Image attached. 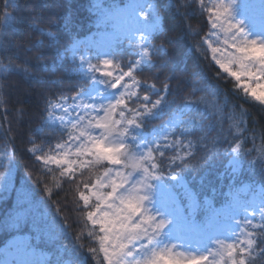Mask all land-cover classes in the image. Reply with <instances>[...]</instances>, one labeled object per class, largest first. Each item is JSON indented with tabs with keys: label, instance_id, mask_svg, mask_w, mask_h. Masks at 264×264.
<instances>
[{
	"label": "snow or ice",
	"instance_id": "snow-or-ice-1",
	"mask_svg": "<svg viewBox=\"0 0 264 264\" xmlns=\"http://www.w3.org/2000/svg\"><path fill=\"white\" fill-rule=\"evenodd\" d=\"M19 7L0 0V167L7 168L0 181L18 166L22 133L13 124L33 125L26 141L38 165L33 182L50 202L64 193L82 228L61 245L70 260L37 259L42 243L66 240L72 225L64 218L59 233H46L27 199L18 201L0 218L17 258L0 264H87L88 256L96 264L264 262V127H249L244 106L264 109V0L258 19L237 0L92 3L98 28L118 29L106 50L81 48L70 6L55 19L33 7L18 21ZM197 8L206 31L187 23ZM17 31L22 39L13 41ZM179 41L188 46L178 55ZM190 53L199 57L192 67ZM13 77L40 86L35 114L21 107L9 119ZM223 160L232 183L217 208V187L205 178ZM245 170L261 177L250 199L239 195L237 172ZM9 184L0 185V199ZM83 239L97 246L84 252Z\"/></svg>",
	"mask_w": 264,
	"mask_h": 264
},
{
	"label": "trees",
	"instance_id": "trees-1",
	"mask_svg": "<svg viewBox=\"0 0 264 264\" xmlns=\"http://www.w3.org/2000/svg\"><path fill=\"white\" fill-rule=\"evenodd\" d=\"M96 2H100L102 4H121V0H18L20 7L16 9L14 16L18 21L25 19L29 9L35 7L38 11H43L46 16H51L52 19H55L56 16L54 14L62 13L65 6H70L69 10L74 17L73 27L75 32H73V36H76L78 33L79 35L76 36V38L81 41L99 29L96 24V14L90 9V5ZM129 2L130 0H124V3ZM9 11H11V9H9ZM206 19V15H201L200 10L197 8L194 18L187 21V23H191L196 29L204 28L206 31ZM169 25L172 28L178 29L180 27V21L170 14ZM24 35H26V33ZM11 39L13 41H18L22 39V36L20 32L17 31L11 36ZM37 39H40V37H37ZM65 43H67V41H65ZM187 46V42L179 41L176 45V53L179 55L184 52L187 49ZM68 55L71 56V52H69ZM186 59L188 60L189 67L199 63V57L192 55L191 53ZM62 74V72H57L56 75L59 77ZM208 74L209 76L213 75L212 72H209ZM10 83L12 85V103L9 107L12 108V114L9 116V119L14 120L16 118V109L18 108L22 107L27 113L35 114L38 111V106L42 107V100L39 95V85L23 83L20 77H13ZM227 87L231 88V85H227ZM17 101H20V103H17ZM244 106L248 108L249 111V127H255L257 132H259L260 129L264 127V109H262L258 104H245ZM13 126L17 128L18 133H22V135L18 134L16 138V156L18 166L11 170L10 175L5 181H0V185L7 184L10 181L8 192L4 194L3 199H0V218H2L6 212L11 210V208L14 207L18 201H23L25 198L28 201L25 206L31 211L36 221L46 233H59V222L62 219L67 218L68 223L72 225V227L68 229L67 233L63 234L67 236V239L65 240L61 237L59 241L55 242L46 240L41 244L38 252L46 254L47 259L50 261H55L58 256L63 257L65 260H70L72 258V253L65 252L61 245L69 243V241L73 240L77 233L81 231L82 223H74V221L80 218L79 214L65 209L64 193L61 192L54 194L51 197L50 202L46 197V194L42 191L43 185L37 187L34 184L33 181L38 175V172L36 171L38 165H34L32 163L30 155L26 152V149L31 147V145L26 143V141L28 139L30 128L33 127V125H29L27 123L16 125L14 123ZM37 143H39V141H37ZM226 163L227 160L221 161L219 165L211 170L205 178L206 185L211 183L217 187L216 197L217 200L221 202L216 205L217 208L221 207L225 190L229 186L230 179H225L223 175ZM25 165H28L27 169L25 168ZM6 171V167H0V172ZM29 173L32 174V181L28 180ZM238 177L241 181L240 185L252 184L254 186L261 187V177L259 175L252 174L250 170L241 172ZM190 178L191 175L186 177V179ZM2 192L3 187H0V193ZM57 208L61 209L58 214L56 212ZM54 216L55 220L53 219ZM11 239L12 234L0 231V248H2ZM78 243L85 245L83 249L84 252H87L88 246H97L94 242L87 239H83ZM87 264H96V259L88 256ZM258 264H264V262H258Z\"/></svg>",
	"mask_w": 264,
	"mask_h": 264
},
{
	"label": "rangeland",
	"instance_id": "rangeland-1",
	"mask_svg": "<svg viewBox=\"0 0 264 264\" xmlns=\"http://www.w3.org/2000/svg\"><path fill=\"white\" fill-rule=\"evenodd\" d=\"M241 3L250 5L251 6L249 9L250 14L255 15L257 19L259 18L260 0H237V4H241ZM117 34H118V29L114 27H110L108 30H105L103 27H100L96 32L88 36L86 39L81 40L80 46L82 49L84 48L85 45H87L93 48L94 50L95 49L106 50L110 45L115 43ZM125 44H126V41H125ZM229 168H230V165L227 161L224 167L223 175L229 171ZM240 173L241 172H237V176H239ZM231 183L232 181L229 180V186L225 190L223 201L229 193V188H230ZM260 188H261L260 186H254L252 184L239 185L240 198L250 199L252 196L259 194ZM6 244L2 248H0V260L11 261L13 259H16L17 257L15 256L14 251L6 248ZM36 258L37 259H42V258L47 259V255L42 252H38Z\"/></svg>",
	"mask_w": 264,
	"mask_h": 264
}]
</instances>
